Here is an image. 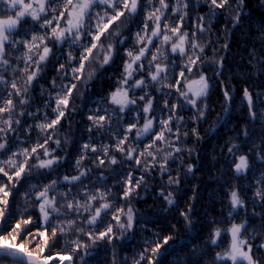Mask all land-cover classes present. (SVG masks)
Segmentation results:
<instances>
[{"label": "snow or ice", "instance_id": "6c2138e0", "mask_svg": "<svg viewBox=\"0 0 264 264\" xmlns=\"http://www.w3.org/2000/svg\"><path fill=\"white\" fill-rule=\"evenodd\" d=\"M0 264H264V0H0Z\"/></svg>", "mask_w": 264, "mask_h": 264}]
</instances>
